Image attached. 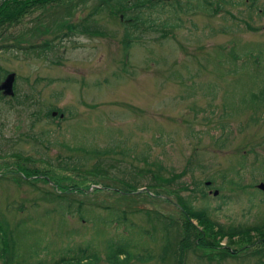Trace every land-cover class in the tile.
Returning a JSON list of instances; mask_svg holds the SVG:
<instances>
[{"label": "rangeland", "instance_id": "rangeland-1", "mask_svg": "<svg viewBox=\"0 0 264 264\" xmlns=\"http://www.w3.org/2000/svg\"><path fill=\"white\" fill-rule=\"evenodd\" d=\"M21 1L17 0L21 12L14 22L0 17V47L10 45L0 48V84L8 73H15L14 97L21 101L15 104L14 98L5 94L0 100V227L7 236L24 220L19 227L24 236L19 252L22 257L30 253V257L18 264H38V259L51 264L64 253L72 255L74 251L68 248L75 250L91 239L94 229L76 213L77 204H72V213L60 215L58 202L45 193L53 194L55 188L53 181L40 178L41 173H47L48 178L53 174L79 177L73 169L55 168L60 161L77 163L83 169L98 163L112 177L116 169L126 167L144 172L150 169L164 177L184 171L172 189L184 184L187 189L178 194L195 195V209L205 208L213 221L225 228L264 223L263 196L255 188L264 181V116L250 120L252 110L244 108L227 109L230 116L219 118L222 95L234 96L228 102L238 100L241 105L253 83L264 86V74L263 80L261 76L254 79L242 70L248 60L243 54L246 47L264 52V44L250 46L264 43V0H255L253 6L248 0H228L211 13L182 8L177 27L147 30L130 47L122 44L123 7L117 0L106 5L100 0H45L25 9ZM158 1L165 12L157 14L153 7L149 10L153 17L162 21L172 17L166 12L171 0ZM68 19L79 27L54 37L53 27ZM81 26L90 31L81 32ZM16 37L23 40L20 48L13 46ZM47 41L48 47L39 49ZM219 50L224 55L220 60ZM232 52L238 55L236 60L229 57ZM219 61L222 76L216 71ZM228 69L234 74L226 72ZM214 92L215 96L210 95ZM5 101L14 103L13 107ZM93 148L103 153L89 155ZM156 161L162 163L161 170L151 165ZM19 167L33 168L39 177L24 178ZM83 174L85 182L92 185L89 191L67 195L82 198L84 206L94 205L95 212L103 215L106 206L125 209L131 220L155 233L152 240L137 231L135 244L141 251L151 249L155 259L127 264H177L180 252L166 261L158 257V233L153 223L135 212L157 209L181 222L183 210L175 192L159 186L157 197L137 195L131 199L125 196L135 195L131 191L112 193L101 188L92 192L110 180L104 179L101 171ZM144 174L145 182L153 180L151 172ZM60 179L59 183L65 184ZM206 180H212L213 186L200 184ZM113 184L120 188L119 182ZM200 185L203 193L194 191ZM214 188L219 190L216 196L208 191ZM191 222L195 234L202 233L205 241L215 239L220 244L217 251L228 253L223 258L217 251L205 249L213 255L209 259L200 250L192 253L186 248L183 264H264L263 251L262 256L247 255L264 248V230L253 229L229 239L218 236L215 226L199 225L196 219ZM123 230L106 228V237L124 236ZM181 239L176 236L175 242L179 245ZM128 244L131 246V241ZM37 250L36 256H31ZM6 262L0 255V264ZM99 264L110 263L103 259Z\"/></svg>", "mask_w": 264, "mask_h": 264}, {"label": "trees", "instance_id": "trees-1", "mask_svg": "<svg viewBox=\"0 0 264 264\" xmlns=\"http://www.w3.org/2000/svg\"><path fill=\"white\" fill-rule=\"evenodd\" d=\"M45 0H22L21 1V7L25 9V7H30L32 5H35L37 3H41ZM116 0H100L101 3L106 5L107 3H113ZM118 1V2H117ZM116 2L119 3L123 9L122 14L124 18V25H125V31L124 35L122 37V44L125 45V47H130L132 43L138 42L141 38V35L144 34L147 30L151 29H157V28H167L175 26L177 27L179 23H181L180 18L178 17L179 14L183 11H188V9H201L205 11L206 13H211L212 11H219L223 4H228V0H194V2H190V0H186V2L181 3V1L175 2L172 1L167 4L169 8H167L166 12L169 11L171 13L170 18L162 21V20H156L155 17H153L152 11L150 12V9H154L153 7H156L157 14H162L165 12L162 9V1H154V0H117ZM170 1V0H169ZM250 2V6H253L255 3V0H248ZM3 4V6H0V17L3 20H8L11 22H14L18 17V14L20 11V6L17 2V0H2L0 1ZM1 3V4H2ZM239 4H246L245 1H238ZM96 5V4H95ZM161 5L160 8L157 6ZM181 5H184L185 7H181ZM216 6L214 8L213 6ZM179 6V7H178ZM126 8V10H125ZM129 8V10H128ZM178 8V11H177ZM159 19V17H158ZM10 22V23H11ZM66 20H62L58 22L53 27L54 37L60 36L64 33V27L65 25L69 30H73V26L69 27V25L66 23ZM72 25V24H71ZM74 25V24H73ZM79 27V26H77ZM81 28H84V26H81ZM89 32L90 29L87 27L82 29L81 32ZM44 33H47V30L45 29L43 31ZM71 32V31H70ZM69 32V33H70ZM20 37V36H19ZM16 37L15 38V44H13L14 47L20 48V43L23 41L21 38ZM9 40V38H6ZM234 43V42H233ZM49 42L47 41L45 44L41 45L39 47L42 48L48 47ZM258 44H264V43H254L250 46H255ZM10 45H3L0 48H6ZM35 47V46H34ZM24 48V47H21ZM33 48V47H32ZM218 54V60H220L222 57H224L223 53L219 50L217 51ZM236 54V53H235ZM234 52H232L229 57L232 60L237 59V54L235 55ZM248 57V60L243 62L242 70L246 71L248 73V76L251 78H256L264 74V52L261 50H256L254 48H248L246 47L244 53ZM127 62V61H125ZM218 67H216V71L219 74V76H222L224 72L220 71L223 66L222 62H218ZM126 64L124 63L123 67H125ZM124 70H122L123 72ZM239 70H237L238 72ZM240 71V72H243ZM226 72H232L234 74V71L227 70ZM225 72V73H226ZM262 77V76H261ZM263 80V77H262ZM261 80V81H262ZM260 81V82H261ZM254 87L250 89L249 96L247 99H244L242 104L240 105L238 100H231L228 102L229 99L233 98L232 95H225L223 97L222 95V109L223 114L219 115V118L222 119L224 117H229L230 115H226V110L229 109L230 111H238L240 109L249 108L252 110V116L250 114V120H254V117L256 116L255 120H259L261 117L264 116V86L260 87V84L253 83ZM255 88H258L255 90ZM217 92H214L213 94H210L212 96H215ZM12 97L15 100V104L20 103L21 101L16 99V97ZM10 97V96H9ZM240 98V97H239ZM237 98V99H239ZM0 100H4V96L0 94ZM5 103L13 107L14 103L7 102ZM62 112V110H58ZM213 113V112H212ZM49 118L50 115L48 114ZM53 119V117H52ZM227 123V122H225ZM225 123L221 124V128L223 129L225 127ZM78 149V148H73ZM86 152V151H85ZM103 152L93 148L92 150H89V155H100ZM86 154V153H85ZM88 155V156H89ZM64 162V164H63ZM59 162L58 166L55 168H60L63 170H69L73 169L74 171H77L76 173H80L79 177L77 175H74L75 179L71 178H65V177H59L53 174L51 177H47V173H41L42 176H40L41 179H43L46 182H52V186H54L53 194L49 192H45L48 196H50L52 199L56 200L58 202V209L60 210V215L64 211H68L70 213L73 212L72 210V204H77V214L80 218H84L86 222H90L92 225V228L94 229L91 239L89 241L84 242L83 244H79V246H76L75 250L68 248L69 251H74V253H70L72 255L65 256L66 254H62L57 260L53 261L51 264H99L101 260H105L106 262L110 264H127L132 261H137L140 263H146L153 259H155V256L151 249L144 248L142 251L139 250L138 247L135 246L136 239H137V231H139L140 234H146L149 235L152 240H155V233L153 231H149L148 229L142 227L141 225L136 224L133 220L129 218L128 212L124 209H119L118 207H113L112 205L106 206L103 209L105 210L104 215L100 214L99 212H95L94 205L84 206V202L82 198H72L70 195H67V193L72 192H80V193H87L89 191V187L92 186L91 183H86L84 178L85 172L91 173V174H97L101 171L102 177L104 179H109L110 183L103 184L101 187L94 188L92 192H99L101 191V188L106 190H111L112 193H116L117 191L123 192L124 191H131L134 192L135 195L132 196H126V198H134L135 196H148V197H157L159 196V191L157 190V187L163 186V188H168L169 190L175 192V195L177 197L178 204L180 205L181 209L183 210V221L179 222L177 219L171 218L169 215H165L161 213L157 209H150V208H144V209H137L135 212H141V214L147 219V221L153 223V229L158 233V239L159 241V249H158V257H160L163 261H166L167 259H170L169 257H174L176 252H180L179 257L177 259V264H183L184 263V257L186 255V248L191 251L192 253H196L197 250L201 251V255L203 257H207L209 259L212 258V253H208L205 251H212L215 252L218 250V241L213 239V241H205L204 236L202 233L197 232L195 234V230L192 231L193 228L191 219H196L197 223L201 225L202 223H206L208 226L212 229L214 226L216 227L215 233L222 237L227 236L229 239H231L233 236L238 235L239 233H246L252 231L253 229L258 230H264V223H260L258 225H252V226H241L235 227L233 224H230L228 228H225L224 225L219 224L217 221H213L209 218L208 211L205 208L201 209H195L194 205L192 204V200L195 201V195L193 196H186L183 197L178 194L179 190L187 189V187L184 184H181L180 186L176 185V189H172V184L176 183L184 174V171L172 173L169 177H164L160 172H152V170H146L147 172H151L152 181H147V175H145V170H137L133 168V170H130L127 167L125 169H116L114 172L116 175L114 177L108 176L106 173V170L104 167L98 166V163H95L91 168L83 169L81 166H78L77 163H67L65 161ZM151 165L158 169H162V163L159 161L152 162ZM116 167V166H113ZM20 168V172L22 173L24 178H30L31 175H37L34 173L33 168ZM41 171V170H40ZM135 171V172H134ZM137 174L138 176H134ZM38 176V175H37ZM20 177V178H23ZM39 177V176H38ZM63 178L65 181V184H60L59 181H61ZM66 180H70L71 182H68ZM145 180V181H144ZM158 181V182H153ZM207 181V180H206ZM113 182H119L120 188H115L113 185ZM210 184L213 186V181L209 180ZM94 183V182H92ZM201 185H205L204 183H200ZM196 186L195 190L196 192L203 193L204 190L202 187ZM116 186V185H115ZM206 186V185H205ZM207 187V186H206ZM60 190V191H58ZM58 191V192H57ZM256 191V190H255ZM259 190H257L258 192ZM130 192V193H131ZM129 193V195H130ZM145 193V194H144ZM157 193V194H156ZM125 194V193H124ZM143 194V195H142ZM260 194V192H259ZM255 195H253L254 197ZM67 197L71 199H67ZM132 212V211H131ZM60 217V216H59ZM24 220H20L15 227H13V233L8 234L6 236L3 229L0 227V255L2 257L7 258V264H18L20 261H24L25 258L30 255V253H24V256L22 257V253L19 251V246L23 244H20L22 238H24L23 234L19 232V227L23 223ZM115 227L124 228V232L126 233L124 236L121 234H116L114 236L108 235L106 237V228ZM122 233V234H123ZM192 234V235H191ZM181 236L182 239L179 240V245L175 242V237ZM101 238V239H100ZM129 241H131V246L128 244ZM103 244L101 251L100 246ZM40 248V247H39ZM74 248V247H72ZM203 248V249H201ZM66 250V249H65ZM39 250H37L35 253H32L31 256H36ZM260 251L264 252V248L261 250H258V248L251 250V252H248L247 255H255L262 256L260 254ZM227 251H217L215 252L216 255H221V257H226L223 254ZM228 253V252H227ZM199 255V254H198ZM22 257V258H21ZM30 257V256H29ZM54 259V256H52V260ZM11 261V262H10ZM38 264H44L42 260H37Z\"/></svg>", "mask_w": 264, "mask_h": 264}, {"label": "water", "instance_id": "water-1", "mask_svg": "<svg viewBox=\"0 0 264 264\" xmlns=\"http://www.w3.org/2000/svg\"><path fill=\"white\" fill-rule=\"evenodd\" d=\"M14 73H9L3 82L0 84V90H2L3 94L5 95H12L13 94V81H14ZM257 187L261 189L264 193V182L258 183ZM218 190H214L213 194L216 195Z\"/></svg>", "mask_w": 264, "mask_h": 264}, {"label": "flooded vegetation", "instance_id": "flooded-vegetation-1", "mask_svg": "<svg viewBox=\"0 0 264 264\" xmlns=\"http://www.w3.org/2000/svg\"><path fill=\"white\" fill-rule=\"evenodd\" d=\"M68 25H69V27H70V29H71V27L73 26V27H76L77 28V26H79L77 23H75L74 25L72 24V22H70L69 21V19H68V21L66 22ZM72 24V25H71ZM72 29H74V28H72ZM64 35H68L69 34V32L71 31L72 32V30H69L68 28H67V26L65 25V27H64ZM207 187L208 186H210V187H212V185L209 183V185L208 184H205ZM210 190V189H209ZM208 190V191H209ZM260 192V191H259ZM261 193V192H260ZM262 194V193H261Z\"/></svg>", "mask_w": 264, "mask_h": 264}, {"label": "bare ground", "instance_id": "bare-ground-1", "mask_svg": "<svg viewBox=\"0 0 264 264\" xmlns=\"http://www.w3.org/2000/svg\"><path fill=\"white\" fill-rule=\"evenodd\" d=\"M156 1H157V0H156ZM156 1H155V2H156ZM166 1H167V0H166ZM98 10H99V9H98ZM14 86H15V85H14ZM14 91H15V89H14ZM10 97L12 98V96H10ZM208 185H209V184H208ZM211 185H212V184H211ZM207 198H208V197H207ZM263 198H264V197H263ZM260 199H261V198H260ZM238 226H239V225H238Z\"/></svg>", "mask_w": 264, "mask_h": 264}]
</instances>
